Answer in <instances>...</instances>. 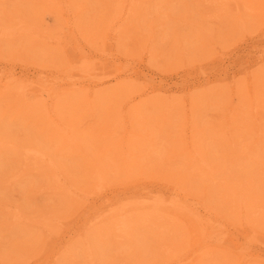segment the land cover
Masks as SVG:
<instances>
[{
	"label": "rangeland",
	"instance_id": "rangeland-1",
	"mask_svg": "<svg viewBox=\"0 0 264 264\" xmlns=\"http://www.w3.org/2000/svg\"><path fill=\"white\" fill-rule=\"evenodd\" d=\"M257 2L0 0V264H264Z\"/></svg>",
	"mask_w": 264,
	"mask_h": 264
},
{
	"label": "bare ground",
	"instance_id": "bare-ground-1",
	"mask_svg": "<svg viewBox=\"0 0 264 264\" xmlns=\"http://www.w3.org/2000/svg\"><path fill=\"white\" fill-rule=\"evenodd\" d=\"M136 0H123V3L121 5V7L119 8L118 10V16L116 17V20L113 22V25H112V28L115 32V34L117 35V32L121 33L123 30H124V21L126 19H130L131 16H132V11H133V3L135 2ZM256 1V0H255ZM249 2H253V1H249ZM245 3V2H244ZM262 3L264 4V2H262L261 0H258L257 2V6H251L253 7L255 10H258V7L262 5ZM124 22V23H123ZM31 27L29 26H22L19 28V30H30ZM3 35H8V36H11L13 34L16 33V28H5L3 31H2ZM116 37V36H115ZM13 76H7V79L4 81L3 79L0 81V88H6V87H10V85L13 83ZM73 85H77L76 82H73L72 83ZM60 88L56 89V91L53 93V95L50 93L48 94V96L50 97L52 95V98L55 97V95H59L61 93V91L59 90ZM249 92L251 93V100H253V103L259 107L261 106L260 102L258 101V96L256 95V89L254 87H252L250 84H249ZM136 105H133L132 104V101L130 100L129 102H127L125 105H123L121 107V109L119 110V116L122 118V120L127 123L129 121L130 118H134L138 115V109H136L135 107ZM230 113L232 115L236 114L237 112V108L234 107V106H231L230 107ZM51 114V113H50ZM226 118L229 120L231 118V116H229V114L227 113L226 115ZM129 117V119H128ZM65 128V127H64ZM68 131L69 134H71L72 130L71 129H66ZM129 132H131L133 134V136L135 137H138L139 135L136 134L135 132H133V130H130ZM105 137H107L106 135H104ZM75 139V135L73 134V136L71 137L70 140H74ZM75 142V140L73 141ZM48 153L46 152H43L41 150H38L36 148H27L25 151H24V155H25V158L27 160H33L35 159V162H46V161H50L52 162V160L50 158H48ZM54 164V163H53ZM52 163L49 164L51 165V167H54ZM212 170V169H210ZM57 174V173H56ZM252 186V182L251 181H248V183L243 186V187H240L238 188L237 190H234V195H235V200L238 204H237V207L239 208V212L240 214L244 215L245 213V210L248 209L249 210V205H248V199H249V196H248V191L250 189V187ZM149 198L148 201L149 202H153L154 200H156L157 198L156 197H147ZM159 202H163V200L161 199H158ZM168 201V200H167ZM173 207H180V206H183L182 203H180V199L178 197H176L174 195V197L172 199H170V201H168ZM257 207L254 206L253 209H255V211H250L251 213L253 214H257V213H261L263 214L264 213V205L262 206V210H257L256 209ZM242 209V210H241ZM257 211H260V212H257ZM264 216V215H263ZM117 222L119 223V227L118 229L124 233H128V227H129V224L127 222V220L124 218V217H119L117 219ZM191 226L192 228L194 227V225L191 223ZM195 231H197V229H195ZM250 232H258L257 229H254L252 228ZM78 234V233H77ZM182 260H178V263H180ZM194 261L192 260L189 264H192Z\"/></svg>",
	"mask_w": 264,
	"mask_h": 264
}]
</instances>
